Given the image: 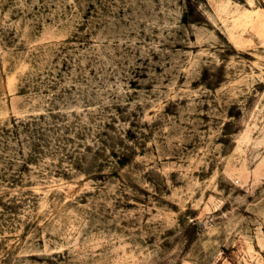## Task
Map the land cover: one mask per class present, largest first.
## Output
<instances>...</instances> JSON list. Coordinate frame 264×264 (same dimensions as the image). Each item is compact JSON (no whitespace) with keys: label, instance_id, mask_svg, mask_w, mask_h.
Returning a JSON list of instances; mask_svg holds the SVG:
<instances>
[{"label":"rangeland","instance_id":"rangeland-1","mask_svg":"<svg viewBox=\"0 0 264 264\" xmlns=\"http://www.w3.org/2000/svg\"><path fill=\"white\" fill-rule=\"evenodd\" d=\"M0 264H264V0H0Z\"/></svg>","mask_w":264,"mask_h":264}]
</instances>
